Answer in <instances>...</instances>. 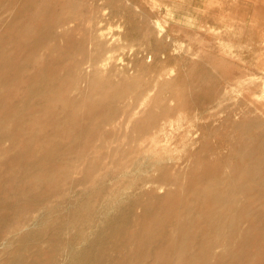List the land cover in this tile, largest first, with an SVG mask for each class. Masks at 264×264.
Listing matches in <instances>:
<instances>
[{"label":"rangeland","instance_id":"1","mask_svg":"<svg viewBox=\"0 0 264 264\" xmlns=\"http://www.w3.org/2000/svg\"><path fill=\"white\" fill-rule=\"evenodd\" d=\"M0 264H264V0H0Z\"/></svg>","mask_w":264,"mask_h":264},{"label":"bare ground","instance_id":"2","mask_svg":"<svg viewBox=\"0 0 264 264\" xmlns=\"http://www.w3.org/2000/svg\"><path fill=\"white\" fill-rule=\"evenodd\" d=\"M69 18H70V17H69ZM160 22H161V21H160ZM156 24H157V23H156ZM160 25H161V24H160ZM161 27H162V26H161ZM161 29H162V28H161ZM162 30H164V29H162ZM51 31H52V29H51ZM159 31H160V29H159ZM101 33H102V32H101ZM160 33H162V31H160ZM160 33H159V34H160ZM103 34H104V32L102 33V35H103ZM102 37H103V36H102ZM100 38H101V37H100ZM98 39H99V38H98ZM98 39H97V40H98ZM102 40H103V39H102ZM106 40H107V39H106ZM104 42H105V40H104ZM152 52H153V51H152ZM154 52H155V51H154ZM163 54H164V53H163ZM146 55H147V54H146ZM153 55H154V54L152 53L151 55L149 54L148 56H146L147 59H148V61H152V59H153ZM195 55H196V54H195ZM159 56H160V55H159ZM165 56H166V55H165ZM146 57H145V58H146ZM145 58H144V59H145ZM165 58H166V57H165ZM108 59H110V56H109ZM108 59H107V60H108ZM166 59H167V58H166ZM90 60H91V59H90ZM107 60H105V61H107ZM88 61H89V59H88ZM91 61H92V60H91ZM103 61H104V58H103L102 62H103ZM87 63H88V62H87ZM87 63H86V64H87ZM91 63H92V62H91ZM95 63H96V62H95ZM104 63H105V62H104ZM104 63H103V64H104ZM92 64H94V63H92ZM92 64H91V65H92ZM96 64H97V63H96ZM84 65H85V64H84ZM104 65H105V64H104ZM89 66H90V65H89ZM84 67H87V66H84ZM93 67H94V66L92 65V68H93ZM97 68H98V67H97ZM82 69H83V68H82ZM86 69H88V68H85L84 70H86ZM94 69H96V68L94 67ZM84 70H83V72H84ZM88 70H89V69H88ZM88 70H87V71H88ZM87 73H88V72H87ZM87 73H86V74H87ZM86 76H87V75H86ZM80 81H81V80H80ZM83 81H84V80H83ZM237 83H238V82H237ZM78 84H79V83H78ZM78 88H79V87H78ZM76 89H77V88H76ZM172 101H173V100H172ZM172 101H171V102H172ZM141 104H142V103H141ZM137 107H138V106H137ZM257 107H258V106H257ZM171 113H172V112H171ZM236 114H237V113H236ZM172 115H173V114H172ZM174 116H175V115H174ZM197 117H198V116H197ZM166 118H167V117H166ZM167 120H171L170 117H168ZM112 121H113V120H112ZM172 121H173V120H172ZM256 122H257V121H256ZM191 123H192V121H191ZM260 124H261V123H260ZM166 125H167L166 122H165V123L163 122V124L160 125V127L162 128V126H166ZM141 126H142V125H141ZM145 126H146V124H145ZM258 126H260V125L258 124ZM261 126H262V125H261ZM143 127H144V126H143ZM194 127H196V126H194ZM155 128H156V129H155L154 131L156 132V134H158V133H159V131H158V127H155ZM164 128H165V127H164ZM197 128H198V127H197ZM143 129H144V128H143ZM143 129H142V130H143ZM161 130H162V129H161ZM187 130H189V129H187ZM192 130H193V129H192ZM199 130H200V129H199ZM145 131H146V130H145ZM194 132H196V131H194ZM194 132L189 131L188 134L193 135ZM143 133H145V132L143 131ZM153 134H154V133H153ZM195 135H196V133H195ZM198 135H199V134H198ZM197 137H199V136H197ZM194 138H195V137H194ZM248 140H249V139H248ZM83 157H84V156H83ZM172 159L174 160V158H172ZM172 159H171V160H172ZM176 160H177V159H176ZM180 161H181V160H180ZM82 162H83V160H82ZM170 162H171V161H170ZM176 163H177V162H176ZM182 163H183V162H182ZM170 165H172V163H171ZM173 167H174V166H173ZM143 180H145V179H143ZM148 180H149V179H148ZM150 180L153 181V179H150ZM146 181H147V179H146ZM146 181H145V182H146ZM139 182L142 183V182H144V181H139ZM148 182H149V181H148ZM148 182H147V183H148ZM234 183H235V182H234ZM143 184H144V183H143ZM145 184H146V183H145ZM154 184H155V183H154ZM141 186H142V185H141ZM235 186H238V184H237V185L235 184ZM144 187H145V186H144ZM223 188H224V187H223ZM233 189H234V188H233ZM227 192H228V191H227ZM229 192L231 193V191H229ZM227 196H228V195H227ZM120 216H121V215H120ZM226 219H227V218H226ZM226 221H227V220H226ZM215 223H216V222H215ZM225 223H226V222H225ZM217 224H218V222H217ZM216 233H218V232H216ZM209 243H210V242H209ZM213 243H214V241H213ZM213 243H212V245H214ZM215 243H216V242H215ZM210 244H211V243H210ZM261 245H262V244H261ZM210 247H211V246H210ZM181 249H182V248H181ZM207 250L209 251V249H207ZM209 252H210V251H209ZM206 253H207V252H206Z\"/></svg>","mask_w":264,"mask_h":264}]
</instances>
